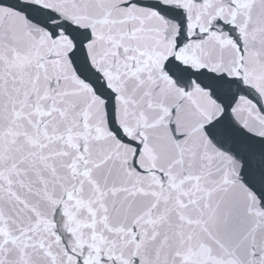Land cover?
<instances>
[{"label": "snow or ice", "instance_id": "1", "mask_svg": "<svg viewBox=\"0 0 264 264\" xmlns=\"http://www.w3.org/2000/svg\"><path fill=\"white\" fill-rule=\"evenodd\" d=\"M0 264H264V0H0Z\"/></svg>", "mask_w": 264, "mask_h": 264}]
</instances>
